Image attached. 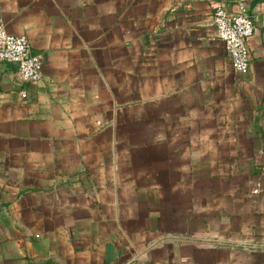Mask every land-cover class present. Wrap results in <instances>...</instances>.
Here are the masks:
<instances>
[{
  "label": "crops",
  "instance_id": "0c3cea01",
  "mask_svg": "<svg viewBox=\"0 0 264 264\" xmlns=\"http://www.w3.org/2000/svg\"><path fill=\"white\" fill-rule=\"evenodd\" d=\"M247 3L250 72L216 32ZM0 264H264V0H0Z\"/></svg>",
  "mask_w": 264,
  "mask_h": 264
},
{
  "label": "built area",
  "instance_id": "2783aa9c",
  "mask_svg": "<svg viewBox=\"0 0 264 264\" xmlns=\"http://www.w3.org/2000/svg\"><path fill=\"white\" fill-rule=\"evenodd\" d=\"M214 24L218 38L224 42L228 51L233 70L239 75H247L251 69L248 39L255 31V21L247 3L239 2L235 12L218 6ZM0 61L16 63L25 81L36 82L43 77L42 56L32 52L26 36L8 32L3 23H0Z\"/></svg>",
  "mask_w": 264,
  "mask_h": 264
}]
</instances>
